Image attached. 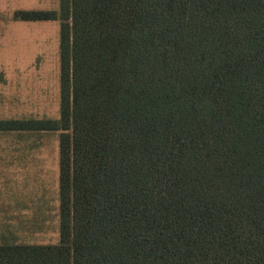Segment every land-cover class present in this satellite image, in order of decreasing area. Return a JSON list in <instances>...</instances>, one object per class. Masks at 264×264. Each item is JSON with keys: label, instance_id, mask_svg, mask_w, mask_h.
Wrapping results in <instances>:
<instances>
[{"label": "trees", "instance_id": "trees-1", "mask_svg": "<svg viewBox=\"0 0 264 264\" xmlns=\"http://www.w3.org/2000/svg\"><path fill=\"white\" fill-rule=\"evenodd\" d=\"M59 241L0 264H264V0H58Z\"/></svg>", "mask_w": 264, "mask_h": 264}, {"label": "rangeland", "instance_id": "rangeland-1", "mask_svg": "<svg viewBox=\"0 0 264 264\" xmlns=\"http://www.w3.org/2000/svg\"><path fill=\"white\" fill-rule=\"evenodd\" d=\"M58 0H0V119L59 116V20H20L17 10H56ZM59 131L0 132V243L59 241Z\"/></svg>", "mask_w": 264, "mask_h": 264}]
</instances>
